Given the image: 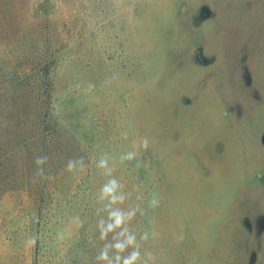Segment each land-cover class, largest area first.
Listing matches in <instances>:
<instances>
[{
    "label": "rangeland",
    "instance_id": "rangeland-1",
    "mask_svg": "<svg viewBox=\"0 0 264 264\" xmlns=\"http://www.w3.org/2000/svg\"><path fill=\"white\" fill-rule=\"evenodd\" d=\"M263 134L264 0H0V264H96L102 152L149 264H264Z\"/></svg>",
    "mask_w": 264,
    "mask_h": 264
},
{
    "label": "clouds",
    "instance_id": "clouds-1",
    "mask_svg": "<svg viewBox=\"0 0 264 264\" xmlns=\"http://www.w3.org/2000/svg\"><path fill=\"white\" fill-rule=\"evenodd\" d=\"M90 88L94 85H89ZM127 138V133H124ZM144 149H148L149 141L145 138L142 142ZM135 151H127L119 157L120 163L136 160ZM48 162L46 155L36 156L34 164L36 166L35 175L44 177L46 175L45 165ZM97 168L101 174L109 177L100 187L97 194V202L100 205L97 209L99 219L97 221L98 238L104 242L95 256L96 264H149L152 260V253H141L140 241H146L149 237L147 231L137 238L136 232L129 227L137 214L143 216L145 210L139 205H132L127 208L121 207L129 199V194L123 190V185L113 175L114 166L112 158L107 152H102L97 161ZM138 166V165H137ZM69 172L80 171L85 167L83 157L70 159L67 162ZM159 206V197L153 195L148 201L149 208ZM154 235V233H153ZM62 237V234L58 233ZM36 242V237H32V243Z\"/></svg>",
    "mask_w": 264,
    "mask_h": 264
},
{
    "label": "water",
    "instance_id": "water-1",
    "mask_svg": "<svg viewBox=\"0 0 264 264\" xmlns=\"http://www.w3.org/2000/svg\"><path fill=\"white\" fill-rule=\"evenodd\" d=\"M262 142H263V144H264V134H263V136H262Z\"/></svg>",
    "mask_w": 264,
    "mask_h": 264
}]
</instances>
